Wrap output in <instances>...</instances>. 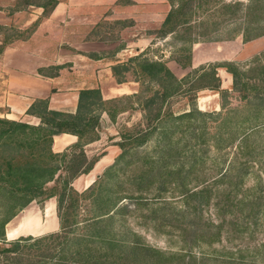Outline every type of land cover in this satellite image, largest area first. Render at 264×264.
I'll return each mask as SVG.
<instances>
[{"label": "rangeland", "instance_id": "1", "mask_svg": "<svg viewBox=\"0 0 264 264\" xmlns=\"http://www.w3.org/2000/svg\"><path fill=\"white\" fill-rule=\"evenodd\" d=\"M26 1L41 3L45 0H0V9L7 11L11 17L16 14L15 25L7 27L4 33L5 39L11 40L15 36L28 35L33 26L43 17L42 15L37 16L39 7L26 5ZM102 1L57 0L60 7H102V9L93 11L94 14L89 12L73 15V18L78 19H76L77 22L75 20L67 21V16L60 12L55 14V18L59 20L54 23L53 28L57 32L60 31V35L74 36L81 45L80 47L85 49L84 52L75 50L66 43L67 41H64L65 43H62L64 51L61 50L62 46H57L58 55L80 54L91 57V59L102 58L100 62L122 58L121 62H123L128 57L141 53L146 58L163 61L166 58H178L184 62L187 48L190 45L189 39L221 41L228 40L229 37L234 38L237 36L235 34L245 26L246 19L254 20L255 24L252 25L254 29H257L256 24H259V27H264V5L259 0L252 3L249 16L246 18L243 8L238 11L235 9V12L231 14L218 6L214 8L212 6L217 1L242 2V6H244L249 0H195L193 5L198 3V7L192 9L193 13L189 17L190 24L178 27L163 36L160 31V23L169 10L166 0ZM65 17L66 19H64ZM257 20L260 21L257 23ZM16 25L21 26L18 31L14 27ZM256 55H258L261 64H264V48H261ZM256 55H251L248 61L239 65L248 63ZM103 64L99 66V71L103 76L97 82L98 89L99 87L107 88L108 85L115 83L112 74L109 79L107 70L104 71L107 66ZM61 66L65 67V63ZM54 70L56 71L55 68H49L46 73H53ZM205 70L208 72L209 67ZM123 76L125 81L120 86L127 94L137 92L146 85V83L139 85L131 66L123 73ZM206 80L204 78L196 79L191 72L182 83L180 90L161 104V110L179 114L191 107L198 109L197 97L215 94L214 97L203 101L206 104L205 108L200 105L201 109H198L209 113L210 116H195L192 119L194 132L185 133L179 142V144L186 145L197 144L196 147L198 144H202L203 150L201 151L205 152V157H207L203 163L196 167L194 175L198 182L206 180L203 184L198 185L197 189L208 186L207 198L199 197L202 200L200 205L197 204L196 198L191 200L188 207L191 209L187 214L177 212L178 208L182 206L177 189L165 191L163 196L172 198L170 199L172 203L165 205L159 204L158 199L151 198L154 187L143 191L146 200L141 202L143 204L140 206H137L133 199H122V203H126L129 208L119 219H116L115 227L120 230L119 238L125 242H134L139 248L148 247L150 251L145 249L135 250L131 253L124 251L129 261L118 264H264V124L259 127L257 133L250 135L246 147L238 148L233 145L232 147L226 146L220 151H214L212 144L215 143V139L212 132L223 119L225 109H242L244 101L240 99V95L243 94V91L241 89L233 91L230 85L229 89H224L229 92L225 97H221L211 89H209L211 92L205 91L197 94L198 87L206 84ZM208 81L210 80L208 79ZM147 87L149 90L145 92V95L151 94L155 85L147 84ZM136 102L135 98L130 97V99L121 98L106 103L107 109L116 107L119 111L113 120L109 119L111 123L106 125L102 123L103 127H100L98 123L95 131L97 134L95 139L99 138V132H101V138L96 145L98 152L106 145L114 144L117 148L115 158L120 152L116 143L121 140V135L126 132L133 133L149 124L150 121L145 120L144 111L135 104ZM214 103L218 104V109L213 108ZM219 103H224L225 107L221 109ZM203 123H206V129L202 128ZM179 134L173 133L170 136L175 138ZM124 142L127 143L126 140ZM164 142L165 139H162L160 134L153 132L146 140V144L142 146V150H137L131 156L129 155L127 163L122 161L117 165L120 169L114 180H117L116 184L119 185L118 187L112 186V189L118 190L119 194L125 191L132 193L133 185L135 186L132 177L143 168L144 164L141 154L146 153L150 158L153 156V160L156 161L160 156L158 146ZM224 143L223 141L219 144L223 147ZM71 152L76 156L78 151L72 149ZM94 158V156L88 160L85 158V161L93 162ZM233 160L242 161L245 164L244 169H241L243 170L241 184L234 185L232 183L236 174L241 172L239 168L230 169L231 173L226 179L211 184V180L217 178L218 172L226 170L228 162ZM75 162L76 160L72 163ZM106 167L95 176L89 185L102 175ZM90 177L92 178L91 175L88 178ZM192 183L194 184H188V188L195 185L194 181ZM75 187L77 192H82L86 188L79 189L78 183L75 184ZM82 199L78 217L87 215V209H85L87 199ZM55 203V198L31 201L4 225L5 239L12 240L18 236L26 235L37 237L57 231ZM193 205L196 207L193 208ZM211 223L219 225L220 228L218 239L213 241L204 235ZM9 229L12 230L11 237L8 236ZM153 250H157V252Z\"/></svg>", "mask_w": 264, "mask_h": 264}, {"label": "trees", "instance_id": "2", "mask_svg": "<svg viewBox=\"0 0 264 264\" xmlns=\"http://www.w3.org/2000/svg\"><path fill=\"white\" fill-rule=\"evenodd\" d=\"M166 1L169 10L160 23L162 36L173 32L178 27L188 26L191 22L189 17L193 13L192 9L198 7V3L193 5L195 0ZM259 1L264 5V0ZM254 2L256 0H249L242 6V2L217 1L212 8L218 6L231 14L235 12V9L238 11L243 8L246 18ZM25 3L40 7L41 15L45 16L49 14L57 0H45L41 3L26 1ZM254 24V20L246 19L245 26L235 35H240L242 41L264 35V27L256 24L257 29H254L252 26ZM230 38L232 37L228 39ZM195 40L193 38L188 41L191 45ZM5 43L3 41L0 44V52ZM190 45L184 62L173 58L181 66L189 63ZM129 66L139 85L146 83L143 89L137 92L112 99H102L98 88L81 89L78 92L74 114L50 110L47 108L46 99H36L29 105L26 112L38 117V124L0 117V264H118L129 261L124 251L128 253L139 249L150 251V248H139L134 242H125L119 238L120 230L115 227V222L129 208L126 203H122V199H133L134 203L140 206L143 204L141 202L146 200L143 191L154 187L151 198L158 199L161 205L172 203L170 200L172 198L163 196L165 191L177 189L182 202L177 212L182 214H187L191 209L188 208L191 200L196 198L197 204H202L199 197L207 198L209 189L208 186L197 189V186L206 180L198 182L194 173L197 170L196 167L203 163L207 156L205 157V152L201 151L202 144L196 147L197 144L186 145L179 142L185 133L194 132L192 119L195 116H210V114L195 107L179 114L161 110V104L180 90L182 83L191 72L196 79H207V83L202 84L198 89L215 90L221 97H225L229 92L219 88V79L215 76V68L223 67L231 76V90L243 91L240 95V99L244 101L242 109H225L223 119L212 132L215 139V143L212 144L214 151L233 145L238 148L246 147L250 135L257 133L259 127L264 124V64H261L258 55L243 65L223 61L208 64L206 67L201 66L177 78L163 60L146 58L138 53L110 67L115 83L125 81L123 73ZM207 67L209 71L205 72ZM147 84H153L155 88L151 94L145 95V92L149 90ZM130 97L136 99L135 104L144 111L145 120L150 121L149 124L133 133L122 134L121 140L116 143L120 152L113 162L91 185L82 192H77L72 187L71 181L91 168L92 161H85L82 146L97 137L95 129L98 126L99 114L105 112L109 119L113 120L119 110L116 107L107 109L106 103L121 98L130 99ZM219 106L221 109L225 107L224 103H219ZM202 128L206 129V123L202 124ZM61 132L75 135L77 141L67 150L54 153L51 150L52 136ZM153 132L165 139V142L158 146L159 159L155 161L153 156L150 158L146 153H142L141 158L144 164L143 168L132 177L135 184L133 192L125 191L119 194L118 190L112 189V186L119 185L116 184L117 180H114L120 169L117 165L122 161L127 163L129 155L142 150V146L146 144V140ZM173 133L180 134L173 138L170 136ZM223 141L225 143L222 147L219 143ZM72 149H77L76 156L72 154ZM234 157L237 159L236 156ZM74 160L76 162L72 163ZM244 167L245 164L242 161L228 162L226 170L219 171L217 178L211 180V184L226 179L231 173L230 169L241 170ZM242 175L243 170L236 174L232 183L240 185L243 181ZM192 181L195 185L188 188L189 183L194 184ZM50 183L51 185H48ZM49 198H55L56 202L57 231L37 237L26 235L12 240L5 239L4 225L17 212L33 200L44 201ZM82 198L87 199L85 208L87 215L78 217ZM219 232V225L211 223L204 235L213 241L218 239ZM153 251L157 252V250Z\"/></svg>", "mask_w": 264, "mask_h": 264}, {"label": "crops", "instance_id": "3", "mask_svg": "<svg viewBox=\"0 0 264 264\" xmlns=\"http://www.w3.org/2000/svg\"><path fill=\"white\" fill-rule=\"evenodd\" d=\"M101 2L103 1L101 0ZM39 9L37 16H41L42 9L40 7ZM98 9H102V7H60L58 2L49 14L39 19L28 35L15 36L11 40L5 39L4 33L7 27L15 25L16 14L11 17L7 11L0 9V44L3 41L6 42L0 52V117L29 124H38V117L26 112L29 105L36 99H46L47 108L50 110L74 114L79 90L98 88L97 82L103 76L102 72L99 71L101 64L104 63L107 66L104 71L107 70L109 79H111L110 67L121 62L122 58L100 62L102 58L95 57V59H91V57L80 54L60 56L56 51L57 46H62L61 50H63L64 44L62 45V43H65L64 41H67L66 43L75 50L84 52L85 49L80 47L81 45L74 36L60 35V31L57 32L53 28L54 23L59 20L55 18V14L60 12L62 15L67 16V21L75 20L77 22L78 19L73 18V15L93 13ZM37 16H35L36 19ZM14 27L17 31L21 28L20 25ZM263 39L264 35L248 41H242L240 35L221 41L196 39L190 45L189 63L181 66L172 58H166L164 62L175 77L181 78L193 69L201 66L206 67L208 64L223 61H232L238 64L245 63L251 55H256L261 48H264ZM64 63L65 67L61 66ZM67 63H69L68 66ZM49 68H55L56 71L46 73ZM215 76L219 79V88H230L231 76L223 67L215 68ZM120 84L114 83L108 85L107 88L99 87L101 98L112 99L123 94L127 95ZM205 91L211 92L207 88H200L196 93L200 94ZM214 95L197 97L198 109H201L200 105L205 108L206 104L204 102L206 99L214 97ZM214 104L213 108L218 109V104ZM109 122L107 114L101 112L98 116L100 127H103L102 123L106 125ZM99 134L98 139L88 141L82 146L83 154L87 160L93 156L95 158L89 171L78 175L72 180L71 185L74 189H77L75 187L76 183H78L79 189L87 187L95 176L112 162L115 153H117L114 144L106 145L99 152L97 151L96 145L101 138V132ZM76 141L77 137L73 134L67 132L55 134L52 136L51 150L54 153H61ZM90 175L92 178H88ZM8 236H12L11 229L8 230Z\"/></svg>", "mask_w": 264, "mask_h": 264}]
</instances>
